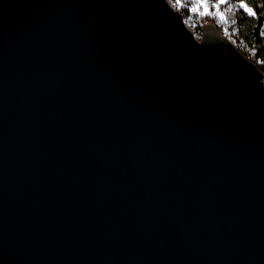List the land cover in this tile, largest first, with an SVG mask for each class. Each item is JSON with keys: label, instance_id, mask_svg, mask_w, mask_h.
I'll return each instance as SVG.
<instances>
[{"label": "water", "instance_id": "1", "mask_svg": "<svg viewBox=\"0 0 264 264\" xmlns=\"http://www.w3.org/2000/svg\"><path fill=\"white\" fill-rule=\"evenodd\" d=\"M0 264H264V74L165 0H0Z\"/></svg>", "mask_w": 264, "mask_h": 264}, {"label": "trees", "instance_id": "2", "mask_svg": "<svg viewBox=\"0 0 264 264\" xmlns=\"http://www.w3.org/2000/svg\"><path fill=\"white\" fill-rule=\"evenodd\" d=\"M210 1L217 3L215 15L226 25L223 36L264 74V0ZM242 3L254 15L241 8Z\"/></svg>", "mask_w": 264, "mask_h": 264}, {"label": "built area", "instance_id": "3", "mask_svg": "<svg viewBox=\"0 0 264 264\" xmlns=\"http://www.w3.org/2000/svg\"><path fill=\"white\" fill-rule=\"evenodd\" d=\"M171 9L184 15V25L199 41L203 25H213L223 35L226 25L215 15L217 3L210 0H165ZM227 11V10H226Z\"/></svg>", "mask_w": 264, "mask_h": 264}, {"label": "snow or ice", "instance_id": "4", "mask_svg": "<svg viewBox=\"0 0 264 264\" xmlns=\"http://www.w3.org/2000/svg\"><path fill=\"white\" fill-rule=\"evenodd\" d=\"M223 2H224V0H220V3H223ZM240 7H241V8H245V10L248 12L249 15H254V13L252 12V10H251V9H248V8L246 7V5H244L243 3L240 4Z\"/></svg>", "mask_w": 264, "mask_h": 264}, {"label": "bare ground", "instance_id": "5", "mask_svg": "<svg viewBox=\"0 0 264 264\" xmlns=\"http://www.w3.org/2000/svg\"><path fill=\"white\" fill-rule=\"evenodd\" d=\"M179 13V12H178ZM180 14V13H179ZM182 16V18L184 19V15L180 14Z\"/></svg>", "mask_w": 264, "mask_h": 264}, {"label": "rangeland", "instance_id": "6", "mask_svg": "<svg viewBox=\"0 0 264 264\" xmlns=\"http://www.w3.org/2000/svg\"><path fill=\"white\" fill-rule=\"evenodd\" d=\"M201 39V38H200ZM200 39H199V41H200Z\"/></svg>", "mask_w": 264, "mask_h": 264}]
</instances>
